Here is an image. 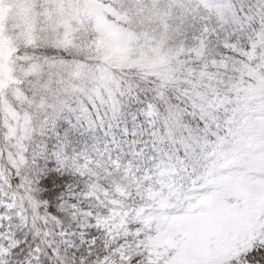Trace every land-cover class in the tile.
Wrapping results in <instances>:
<instances>
[{
  "label": "snow or ice",
  "instance_id": "6c2138e0",
  "mask_svg": "<svg viewBox=\"0 0 264 264\" xmlns=\"http://www.w3.org/2000/svg\"><path fill=\"white\" fill-rule=\"evenodd\" d=\"M5 3L0 0V7ZM25 6L27 19L0 29V193L22 190L43 215L31 218L28 231L12 234L3 227L11 217L3 213L15 211V201L0 200V264H264V211L238 218L244 208L239 199L211 196L214 219L191 237L177 235L175 247L162 254L156 242L167 237L158 236L143 215L133 211L114 219L111 208L84 206V195L73 193L83 175L75 164L80 152L68 135L48 138L62 121L69 132L81 122L96 125L98 109L93 112L81 84L103 83L111 49L140 42L144 29L166 14L187 25L189 54L202 69H213L200 72L212 89L208 110L185 96L170 112L177 161L195 153L186 113L198 117L199 131L243 124L242 139L250 131L264 133V0H186V11L178 14L168 11L174 0H25ZM130 71L121 73V87ZM158 95L169 103L163 92ZM152 107L145 115H153ZM234 159L242 168L243 154ZM34 184L42 190L39 200L28 195ZM213 192L209 186L202 195ZM16 218L27 227V217L17 212ZM37 220L54 221L55 229L36 227ZM201 250L210 257L180 259L185 251Z\"/></svg>",
  "mask_w": 264,
  "mask_h": 264
},
{
  "label": "trees",
  "instance_id": "16d2710c",
  "mask_svg": "<svg viewBox=\"0 0 264 264\" xmlns=\"http://www.w3.org/2000/svg\"><path fill=\"white\" fill-rule=\"evenodd\" d=\"M157 37L162 41L163 49L168 56H172L171 53L174 55L172 60L169 59L171 63L165 72L125 66L110 68L112 74L110 82L105 86L99 85L97 89L94 87L90 94H85L88 97V103L93 104V112L98 109L96 125L91 126L81 122L69 132L63 126L67 122L62 121L57 125V131L51 134L62 137L68 135L72 147L86 148V145L91 147L92 144H96L103 150L104 172L99 175L104 179L103 186L99 190L106 192L109 196H113L107 191L109 183H119L120 178L124 177L125 162L130 167L142 166V168H149V172L155 173L162 172L157 170V167L161 165H170L175 168L181 165L191 173L196 171L205 173L218 164L219 147L228 146L232 142V130L235 124L230 125L229 130L225 131L208 128L199 131L198 117L186 113L183 123L193 132L195 153L190 154L183 163L177 161L174 155L175 147L169 140L168 130L173 127L170 112L178 100L185 96H191L197 107L207 111L212 89L207 87L209 76L201 77L200 72L203 70L210 74L213 69L211 67L202 69L196 57L189 54L188 49L192 41L188 38L190 30L186 24L175 20L170 29L161 31ZM125 69L131 71L127 73V82L121 87L120 81L123 78L121 73ZM151 77L156 78L155 83L149 82ZM84 84L93 86L86 82ZM160 92H163L165 101L169 99V103L161 102V97L158 95ZM67 99L71 100L72 97ZM149 104L153 106L154 119L152 120L145 115ZM113 106L117 109L115 114L112 111ZM73 123H75L74 119ZM184 135L186 136L187 132H184ZM180 155L183 158L182 150ZM112 158L119 161L118 167L113 165ZM25 174L28 173L25 172ZM81 180V176L76 177V183ZM41 192L38 184H34L28 195L39 200ZM0 200L5 203L15 201V211L6 209L3 213L11 217V220L3 227L10 230L12 234L28 231L32 227L31 218L43 215L42 207L38 206L33 210L24 192L14 186L6 187L5 192L0 193ZM100 208L97 205L94 210L99 212ZM17 212L21 217L28 218L27 227L24 226V219L16 218ZM36 227L55 229L51 221L45 225L43 221L37 220Z\"/></svg>",
  "mask_w": 264,
  "mask_h": 264
},
{
  "label": "rangeland",
  "instance_id": "374dc122",
  "mask_svg": "<svg viewBox=\"0 0 264 264\" xmlns=\"http://www.w3.org/2000/svg\"><path fill=\"white\" fill-rule=\"evenodd\" d=\"M185 2L186 0H174L175 7L168 11L172 14L185 12L186 9L181 7ZM29 15L25 0H6L5 5L0 7V29L5 25L14 27L27 19ZM174 21L175 19L166 14L144 29L140 42L134 43L129 48L120 46L112 48L109 68L104 71V82L89 79L86 83L93 86L84 83L81 85V88L87 90L85 94H90L94 87L97 89L99 85L105 86L110 82L112 79L110 68L125 66L165 72L174 55L171 53L172 56H168L157 35L161 31L170 29ZM147 118L154 119V113ZM243 129V124L237 125L234 131L235 149L230 151V156L226 160L224 159L216 174L214 173L210 177L185 176L176 181L165 178L159 182L156 178L140 172L138 169L140 167L128 168L124 180L120 181L119 185L112 187L115 197H109L104 191L98 192L102 186L99 179L100 181L104 179L99 175L102 172L101 153L98 150H93L88 155L84 151V147L74 146L73 149L80 152L75 164L84 177L79 183H76L73 193L84 195L82 203L86 207L94 208L96 205H102L111 208L114 219L133 211L138 215H143L148 226L152 227L158 236L166 235V239L156 242L157 251L166 254L167 250L175 247L177 235L191 237L199 227L214 219L213 213L216 208L211 196L218 195L222 199L226 197L239 199L244 208L238 218H247L264 211V138H259L264 133L250 131L248 138L242 139ZM55 136L50 135L48 138L52 139ZM12 150L16 151L15 148ZM241 154L245 159L242 168L234 166L236 164L234 157ZM114 164L117 163L114 162ZM209 186L213 187L214 192L210 196H203L202 194ZM202 207L209 211H197ZM181 208L183 212L169 215L170 212ZM51 222L55 226V222ZM48 228L50 229V227ZM189 255L210 257V253L203 250L185 251L180 259L183 260Z\"/></svg>",
  "mask_w": 264,
  "mask_h": 264
}]
</instances>
